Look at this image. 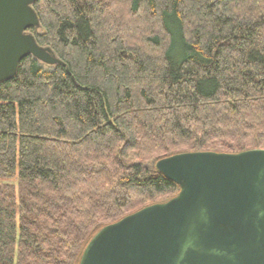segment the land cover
I'll return each mask as SVG.
<instances>
[{"label": "trees", "instance_id": "obj_1", "mask_svg": "<svg viewBox=\"0 0 264 264\" xmlns=\"http://www.w3.org/2000/svg\"><path fill=\"white\" fill-rule=\"evenodd\" d=\"M0 83V264H79L104 227L179 186L156 164L264 150V0H39Z\"/></svg>", "mask_w": 264, "mask_h": 264}, {"label": "water", "instance_id": "obj_2", "mask_svg": "<svg viewBox=\"0 0 264 264\" xmlns=\"http://www.w3.org/2000/svg\"><path fill=\"white\" fill-rule=\"evenodd\" d=\"M39 0H0V83L23 60L63 65L38 43ZM156 170L180 192L104 227L79 264H264V150L184 153Z\"/></svg>", "mask_w": 264, "mask_h": 264}, {"label": "rangeland", "instance_id": "obj_3", "mask_svg": "<svg viewBox=\"0 0 264 264\" xmlns=\"http://www.w3.org/2000/svg\"><path fill=\"white\" fill-rule=\"evenodd\" d=\"M38 32H40L41 33V31L39 30ZM0 183H9V184H15L16 182L15 181H13V180H11V179H7V178H1L0 177Z\"/></svg>", "mask_w": 264, "mask_h": 264}]
</instances>
